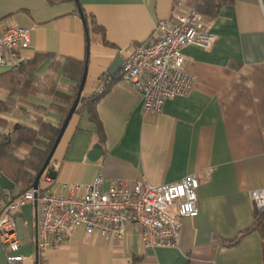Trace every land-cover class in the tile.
Here are the masks:
<instances>
[{
  "label": "crops",
  "instance_id": "0c3cea01",
  "mask_svg": "<svg viewBox=\"0 0 264 264\" xmlns=\"http://www.w3.org/2000/svg\"><path fill=\"white\" fill-rule=\"evenodd\" d=\"M201 1L0 0V33L12 26L32 32L20 66L38 54L86 61L85 98L104 78L113 79L97 103L102 132L86 109L75 113L53 157L57 177L51 180L47 170L40 189L68 194L71 185L90 186L99 176L104 192L114 180L160 186L196 174L199 181V216L183 220L176 248L146 250L130 225L123 240L110 241L77 228L69 242L42 253L41 205L27 203L16 216L18 254L26 259L19 264H264V220L253 229L251 197L264 188V0H233L217 17L206 18L216 42L210 50H184L192 89L166 101L161 112H146L141 95L120 77V59L148 40L158 21L197 10ZM92 22L103 31H94ZM118 58V72L109 73ZM50 66L45 62L37 77ZM56 84L64 93L75 86L62 73ZM5 95L0 90V99ZM30 101L49 106L40 98ZM47 119L55 125L61 120L53 113ZM96 144L103 154L91 161ZM0 264H8L1 242Z\"/></svg>",
  "mask_w": 264,
  "mask_h": 264
},
{
  "label": "built area",
  "instance_id": "2783aa9c",
  "mask_svg": "<svg viewBox=\"0 0 264 264\" xmlns=\"http://www.w3.org/2000/svg\"><path fill=\"white\" fill-rule=\"evenodd\" d=\"M31 33L22 26L0 33V72L21 65V52L30 48ZM216 39L197 10L175 12L170 19L157 22L148 40L131 48L120 77L141 95L146 112L159 113L166 101L192 89L194 77L187 72L184 50L189 46L210 50ZM112 81V76L104 78L90 97L103 96ZM51 167L55 168L54 164ZM103 182L99 176L90 186L71 185L68 194L39 188L36 196L31 188L16 199L0 197V242L7 263L26 261L18 254L21 241L16 216L30 202L41 205L37 248L42 253L69 242L77 228L110 241L123 240L130 225L138 231L144 249L176 248L183 220L199 216L196 174L160 186L145 179L133 184L114 180L107 192L102 189ZM251 197L256 209L264 212V188L254 190Z\"/></svg>",
  "mask_w": 264,
  "mask_h": 264
},
{
  "label": "trees",
  "instance_id": "16d2710c",
  "mask_svg": "<svg viewBox=\"0 0 264 264\" xmlns=\"http://www.w3.org/2000/svg\"><path fill=\"white\" fill-rule=\"evenodd\" d=\"M232 2L233 0H202L197 11L205 18H215L222 7ZM91 25L94 31H103L94 22ZM92 29L89 28L90 31ZM47 61L51 62L49 70L42 78L37 77L36 72ZM59 73L75 83L70 93L58 89L56 78ZM86 73V61L38 54L27 64L18 66L7 74H0V90L6 92L5 97L0 99V172L20 189L16 195L13 194L14 191L1 190L2 196L8 193L16 199L33 188L77 98ZM31 97L47 101L49 106L46 108L35 105L30 101ZM99 99L82 97L76 113L86 109L90 119L99 125L102 132L97 114ZM48 113L61 118L57 125L47 119ZM254 217L253 229H259L264 220V212L255 208ZM251 231L252 228L243 235Z\"/></svg>",
  "mask_w": 264,
  "mask_h": 264
},
{
  "label": "water",
  "instance_id": "95a60500",
  "mask_svg": "<svg viewBox=\"0 0 264 264\" xmlns=\"http://www.w3.org/2000/svg\"><path fill=\"white\" fill-rule=\"evenodd\" d=\"M79 13H80V17H81L82 21L86 25V18H85V15H84V13H83V11H82V9L80 7H79ZM120 60H121L120 63L123 66L124 60L122 58ZM118 62H119V58L117 59V62L115 63L113 68L109 70V73L114 74V73L118 72V70H117L118 69L117 68ZM84 86H85V78H84L83 83L81 84V87H80V90L78 92L77 98H76L72 108L70 109V111H69V113H68V115H67V117H66V119H65V121H64V123H63V125L61 127V129H60L59 136H58V138H57V140H56V142H55V144H54V146H53V148H52V150H51V152H50V154H49V156H48V158H47V160H46V162H45V164L43 166V168L39 172V174L36 177V180H35V182L33 184V189L35 190V195L36 196H37V193H38L40 181H41L43 175L45 174V172L47 170H49L48 176H49V178L51 180H55L56 177H57L56 172L51 169V163L53 161V157L55 155V152H56V150H57V148H58V146H59V144H60V142H61V140H62V138H63V136H64L69 124H70V122H71V120H72V118H73V116L75 115V113H76V111H77V109H78V107L80 105ZM102 154H103V151L101 149V146L99 144H96L94 146V148L91 150L90 154H89V160L97 161L102 156ZM0 189L4 190V191H8V192H12L15 189V184L11 180H9L2 172H0Z\"/></svg>",
  "mask_w": 264,
  "mask_h": 264
},
{
  "label": "rangeland",
  "instance_id": "374dc122",
  "mask_svg": "<svg viewBox=\"0 0 264 264\" xmlns=\"http://www.w3.org/2000/svg\"><path fill=\"white\" fill-rule=\"evenodd\" d=\"M1 116V115H0Z\"/></svg>",
  "mask_w": 264,
  "mask_h": 264
}]
</instances>
